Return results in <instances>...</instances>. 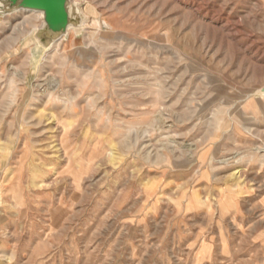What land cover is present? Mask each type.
<instances>
[{
  "label": "rangeland",
  "instance_id": "rangeland-1",
  "mask_svg": "<svg viewBox=\"0 0 264 264\" xmlns=\"http://www.w3.org/2000/svg\"><path fill=\"white\" fill-rule=\"evenodd\" d=\"M71 4L0 6V264H264V0Z\"/></svg>",
  "mask_w": 264,
  "mask_h": 264
},
{
  "label": "water",
  "instance_id": "water-1",
  "mask_svg": "<svg viewBox=\"0 0 264 264\" xmlns=\"http://www.w3.org/2000/svg\"><path fill=\"white\" fill-rule=\"evenodd\" d=\"M0 6L8 13L20 10L42 13L44 26L38 37L46 48L64 37L70 28L81 26L78 8L71 0H0Z\"/></svg>",
  "mask_w": 264,
  "mask_h": 264
},
{
  "label": "bare ground",
  "instance_id": "bare-ground-1",
  "mask_svg": "<svg viewBox=\"0 0 264 264\" xmlns=\"http://www.w3.org/2000/svg\"><path fill=\"white\" fill-rule=\"evenodd\" d=\"M27 13H29V12H27ZM36 14V15H38V16H40V17H42L43 15H42V13H39V12H31L30 14ZM71 29H73V28H70L69 30H71ZM31 61V60H30ZM22 102V101H21ZM5 161V160H4ZM35 172V171H34ZM35 174V173H34ZM15 187V186H14ZM15 189H17V188H15ZM15 194V193H14ZM19 195V194H18ZM22 195V194H21ZM18 197H20V196H18ZM21 198V197H20ZM20 204H22V203H20Z\"/></svg>",
  "mask_w": 264,
  "mask_h": 264
}]
</instances>
